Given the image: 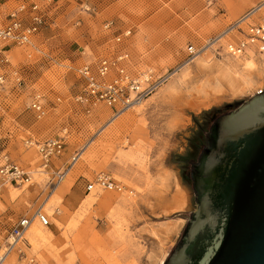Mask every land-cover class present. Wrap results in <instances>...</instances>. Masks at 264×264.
I'll use <instances>...</instances> for the list:
<instances>
[{"label":"rangeland","instance_id":"1","mask_svg":"<svg viewBox=\"0 0 264 264\" xmlns=\"http://www.w3.org/2000/svg\"><path fill=\"white\" fill-rule=\"evenodd\" d=\"M34 1L44 6L37 33L27 44L6 46L8 62L0 64V165L6 156L32 171L34 182L9 185L0 193V254L8 253L1 264H163L196 209L185 173L207 145L211 115L233 111L257 95L231 96L196 73L207 57L213 63L236 58L222 50L229 36L214 50L200 49L253 7V22L264 21V0H58L48 5L0 0V24L20 3ZM124 29L131 30L130 37L116 43L114 35ZM234 36L245 39L244 33ZM189 43L200 51L188 63ZM78 47L82 53L77 55ZM119 48L129 53L136 70L151 68L157 76L169 72L168 80L145 102L118 114L101 102L89 107L77 102L84 84L76 68ZM186 69L192 75L183 87ZM256 87L264 91V71L254 92ZM36 95L45 106L38 118L30 107ZM64 127L63 156L52 162L57 168L85 146L64 179L69 177L65 190L57 185L50 191L47 181L56 169L52 164L41 172L36 147L27 148L25 140L59 137ZM101 173L121 190L94 186L88 192L87 184ZM177 180L187 204L174 210ZM40 205L51 223L44 227L36 220L35 228L46 237L31 240L24 233L8 247L11 226L21 216L32 217Z\"/></svg>","mask_w":264,"mask_h":264},{"label":"water","instance_id":"2","mask_svg":"<svg viewBox=\"0 0 264 264\" xmlns=\"http://www.w3.org/2000/svg\"><path fill=\"white\" fill-rule=\"evenodd\" d=\"M208 129L185 173L196 209L163 264H264V91Z\"/></svg>","mask_w":264,"mask_h":264},{"label":"built area","instance_id":"3","mask_svg":"<svg viewBox=\"0 0 264 264\" xmlns=\"http://www.w3.org/2000/svg\"><path fill=\"white\" fill-rule=\"evenodd\" d=\"M39 1L41 3L47 2V4L50 2V0ZM43 8L35 1L29 6L25 3H20L16 9L7 14V19L0 24V42H3L0 46V64L8 62V58L4 54V48L6 46L12 43L19 45L27 44L30 42L32 36L37 33L39 25L43 20ZM251 11L252 9H249L245 15ZM26 17L29 18V22H26ZM242 17L232 23L229 28L238 33H244L245 39H236L235 42L227 43L228 52L231 54H241L250 43L254 44L259 52H264V23L247 24L245 31L241 25L242 23H240ZM104 26L105 28H109L110 22L105 23ZM130 35L131 30L124 29L114 35L113 39L116 43H121L124 39L129 38ZM218 40L219 38L217 36L209 38L200 50H203L209 42H216L215 44H219ZM200 50L189 43L186 46L188 59L191 60ZM146 70H144V72ZM76 72L83 80L84 84L83 91L76 97V101L86 106L101 102L108 105L115 114L145 101L161 84L168 80L170 75L169 72H165L153 78L149 75L150 70H147L145 73L139 72V70L137 71L130 61V55L120 48L110 55L99 57L94 63H86L78 66ZM3 82L4 75L0 74V84ZM261 91H263V89H261L259 93H261ZM30 107L36 112L37 118L39 117L38 115H40L37 114L38 112H45V106L41 103L39 95L33 98ZM62 132V136L59 137H47L43 140H25L27 148L31 146L36 147V151L40 158L39 169L45 173L51 170V165L54 160L63 156L67 128L64 127ZM78 152L79 151H75L68 160L63 162L60 167L52 172L51 178L47 181L50 191H52L65 177L67 170H69L73 162H75ZM4 159V162L0 165V193L7 185L22 186L33 183L32 171L8 159L6 156ZM95 185L101 188L118 191L122 188L119 183L113 181V179L105 173L99 174L94 182H89L86 186V190L90 192ZM36 218H38L42 226L48 227L51 223L49 216L40 210L37 211ZM30 220L31 217L26 215L19 217L11 226L8 238L14 241L22 239ZM7 244L8 247L11 245L10 243Z\"/></svg>","mask_w":264,"mask_h":264},{"label":"bare ground","instance_id":"4","mask_svg":"<svg viewBox=\"0 0 264 264\" xmlns=\"http://www.w3.org/2000/svg\"><path fill=\"white\" fill-rule=\"evenodd\" d=\"M251 9H252L251 12H249L246 15L243 14L242 15L243 17L241 16L242 17V19H241L242 21L240 22V23H242L241 25H243V24L247 25V24H250V23H254L253 22L254 21V19H253V14H254L253 10L255 9V7L251 8ZM259 23L260 24H263L264 21L259 22ZM225 30H226V32L224 31L225 33L222 32V33H220V34L217 35V37L219 38L218 41L219 42L220 41H222V42L224 41L225 42V41H227V40H225V38L227 36H229L230 37L229 39H231V40L227 41L225 45L222 44V50H224V53L226 55H228L230 57H236V58L234 60H225V61H219V63H213V62H211V59L209 57H207V58L203 59L202 61H200L199 64H197L196 67H197L198 70H196L197 71L196 73H199V72L200 73H203V75L205 77L204 78V83H207L208 85H211V87L213 89H215V90H221L222 92L224 91V92H226V94L229 93L231 96H238V95L239 96L240 95H243L244 96V95H253V94H257L258 95L259 94V91L261 89H259L258 87H256L255 88V92H254V87L260 81V78H261V70H259V68H258V61L256 60L255 56H249V55L247 56V55H245V52L247 50L253 51L254 53H257V54H263L264 52H259L256 49V47L254 46V44H251L250 43L246 47L245 51L242 52L241 54H231V53H229L228 52V48H227V43L235 42V40L233 38L235 37L234 36V33H236V31H234L233 29H231L229 27L226 28ZM215 43L216 42H209V44L206 47H204V51H206V49H207V51H208V49L214 50V46L217 45ZM122 50L124 51V49H122ZM198 53L199 52H197L191 58V60L188 59V61H186V62L189 63L190 61H192L198 55ZM127 54H129V53H127ZM144 70H146V69H144ZM144 70H139V72H144ZM147 70H150L149 75L151 77L154 78V77L157 76L153 72V70L151 68H147ZM190 74L192 75V70L186 69L184 71L183 76L181 78L182 79L181 80V83H182L183 87L185 86V83L187 81L186 80V77L189 76ZM142 80H144V79H142ZM163 84H161V85H163ZM221 93H219V94H221ZM145 101H143V102H145ZM142 103H140V104H142ZM203 103H205V102H203ZM139 105L132 106V107L127 108V109H124L122 111L129 110V109L134 108V107H137ZM203 105L206 106V103L203 104ZM119 112H121V111H119ZM37 114H40L38 116L39 117H42V115H44V112H38ZM84 146L81 147V149L77 153L75 162L80 157V154L82 153V150L84 149ZM75 162H73L72 166L74 165ZM70 169L71 168H69V170H67V172L65 174V177L62 179V181L58 185H60L62 182H63V184H62L63 186H65L67 184L66 183V180L69 179V177L65 181H64V179L67 177L66 175L68 174V172L70 171ZM39 170L41 171V169H39ZM41 172H43V171H41ZM179 184L180 183H178V180H177L176 181L177 190L175 192L176 194H175V199H174V210L182 209L187 204V195L183 191L182 187ZM7 186H9V185H7ZM95 186H98V185H95ZM43 208H44V206L43 207H40V209L38 208L37 211H39V210L41 211V209H43ZM37 211H35L34 212V215H32L31 220H30V223H29L27 229L24 232V233L27 234V236L31 240L32 239H40V238H45L46 237V235L41 230L35 228V226H36V220L38 221V218H36ZM38 223H39V221H38ZM169 229L170 228H167L166 231H168ZM17 241L18 240H16V241L12 240V241H10V244L13 245ZM6 255H8L7 252H5V254H3V255L0 254V264L3 261V257L6 256Z\"/></svg>","mask_w":264,"mask_h":264},{"label":"crops","instance_id":"5","mask_svg":"<svg viewBox=\"0 0 264 264\" xmlns=\"http://www.w3.org/2000/svg\"><path fill=\"white\" fill-rule=\"evenodd\" d=\"M52 1H58V0H50V2H52ZM49 2V3H50ZM48 3V4H49ZM47 4V5H48ZM52 4V3H51ZM55 8V7H54ZM77 53H76V52ZM75 51L73 50V51H71V52H75V54H80V53H82V51L80 50V48L78 47V48H76L75 49ZM245 55H249V56H255V58H256V60L258 61V68L261 70V74H262V72L264 71V66L263 67H261L260 66V63H262V61H263V56H264V54H257V53H254L253 51H250V50H247L246 52H245ZM82 58V55H79L78 57H76L75 59L76 60H74L75 62H77L79 59H81ZM136 65V64H135ZM134 66V65H133ZM61 161V160H60ZM56 169L57 168V163L55 162L54 164H53V166H52V169ZM70 172V171H69ZM178 183H179V181H178ZM179 185H181V184H179ZM65 186H67V184L65 185ZM65 186H63L62 184L61 185H59L58 187H57V189L59 188V187H61L62 188V192L65 190ZM56 189V190H57ZM173 198H171V200H172ZM170 203H171V205H172V201H170ZM40 207H41V205H40ZM49 216V215H48Z\"/></svg>","mask_w":264,"mask_h":264}]
</instances>
